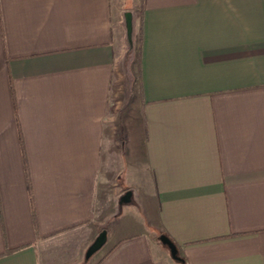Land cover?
I'll return each instance as SVG.
<instances>
[{
    "label": "crops",
    "instance_id": "0c3cea01",
    "mask_svg": "<svg viewBox=\"0 0 264 264\" xmlns=\"http://www.w3.org/2000/svg\"><path fill=\"white\" fill-rule=\"evenodd\" d=\"M128 1L0 0V264H264V0Z\"/></svg>",
    "mask_w": 264,
    "mask_h": 264
},
{
    "label": "rangeland",
    "instance_id": "374dc122",
    "mask_svg": "<svg viewBox=\"0 0 264 264\" xmlns=\"http://www.w3.org/2000/svg\"><path fill=\"white\" fill-rule=\"evenodd\" d=\"M128 1V0H127ZM139 2V1H138ZM136 1L134 4H138ZM128 5L131 7L133 2L128 1ZM139 10H135L134 14L132 13V23L133 31L131 37L127 31L126 25V16L123 17V23L121 28V48H122V71H121V80L118 84V96L121 100L131 97V90H135L137 82V61L139 57V25L136 24L134 17H137ZM129 94V96H128ZM126 97V98H125ZM124 103V102H123Z\"/></svg>",
    "mask_w": 264,
    "mask_h": 264
},
{
    "label": "water",
    "instance_id": "95a60500",
    "mask_svg": "<svg viewBox=\"0 0 264 264\" xmlns=\"http://www.w3.org/2000/svg\"><path fill=\"white\" fill-rule=\"evenodd\" d=\"M126 25H127V31L129 36L131 37L132 35V31H133V23H132V13L127 12L126 13ZM123 201H130L129 197L124 198ZM106 238V232H103L100 236V238L96 241V243L91 247L90 251L88 252V255H91L94 251L98 250V248H100L99 246H101ZM160 242L162 243V245L166 246L170 252L171 257L179 262L184 264V260L179 257V250L178 247L176 246V244L166 235H161L160 236Z\"/></svg>",
    "mask_w": 264,
    "mask_h": 264
}]
</instances>
